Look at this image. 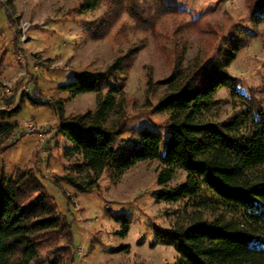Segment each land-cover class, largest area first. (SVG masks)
<instances>
[{"label":"rangeland","instance_id":"rangeland-1","mask_svg":"<svg viewBox=\"0 0 264 264\" xmlns=\"http://www.w3.org/2000/svg\"><path fill=\"white\" fill-rule=\"evenodd\" d=\"M249 1L0 0V111H14L4 121L15 125L0 146V169L8 174L33 170L38 156L41 182L71 224L74 260L64 258L66 242L60 240L43 244L39 264L55 256L62 264H185L174 246L157 243L156 235L184 223L209 196L173 202L153 198L154 191L179 185L187 175L174 167L172 178L159 184L163 165L156 159L137 162L114 181L104 172L96 187L76 191L64 177L86 182L91 175L75 168L79 154L62 155L70 143L59 131L54 105L62 104L65 119L95 111L109 89L71 96L59 86L79 73H104L127 55L122 78L111 79L123 89L111 94L115 106L107 119L114 126L125 114L123 139L139 128L165 124L169 114L156 110L158 103L213 61L237 79L241 91L256 90L264 108V19L251 18ZM236 39L241 48L235 58H219L220 48ZM214 99L219 104L204 112L212 121L245 107L224 87Z\"/></svg>","mask_w":264,"mask_h":264},{"label":"trees","instance_id":"trees-1","mask_svg":"<svg viewBox=\"0 0 264 264\" xmlns=\"http://www.w3.org/2000/svg\"><path fill=\"white\" fill-rule=\"evenodd\" d=\"M248 4L251 18L263 20L264 0ZM240 48L241 41L236 39L220 48L219 58L229 62ZM125 61H129L127 55L104 73H79L74 81L59 86L71 96L109 89L95 111L71 119L64 118L62 104L54 105L59 131L70 143L62 147V155L79 154L81 161L75 168L91 175L86 182L70 176L64 180L76 191L86 192L97 186L104 172L114 181L137 162L156 159L163 165L157 181L164 184L178 167L187 174L184 182L154 191L153 198L173 202L209 197H202L196 205L198 211L184 223L170 232H158L156 242L173 245L185 264H264V108L256 98L257 91H241L237 79L213 61L199 67L192 79L183 81L158 103L156 110L169 114L165 124L156 129L139 128L123 139L125 114L114 126H108L107 119L115 106L111 94L123 89V85H112L111 79L122 78ZM220 87L227 88L245 107L225 120L212 121L204 112L219 104L214 95ZM12 113L0 111V146L15 130L14 124L4 121ZM37 163L38 156L33 157V170L17 168L8 174L0 169V264H39L43 244L60 240L66 242L61 250L64 258L74 260L69 255L71 224L57 212ZM114 217L127 224L122 215ZM48 264L62 261L55 256Z\"/></svg>","mask_w":264,"mask_h":264},{"label":"built area","instance_id":"built-area-1","mask_svg":"<svg viewBox=\"0 0 264 264\" xmlns=\"http://www.w3.org/2000/svg\"><path fill=\"white\" fill-rule=\"evenodd\" d=\"M35 128H32L31 130H34Z\"/></svg>","mask_w":264,"mask_h":264}]
</instances>
